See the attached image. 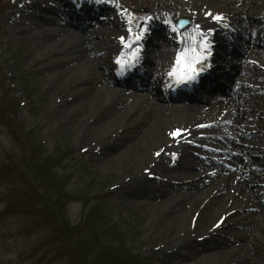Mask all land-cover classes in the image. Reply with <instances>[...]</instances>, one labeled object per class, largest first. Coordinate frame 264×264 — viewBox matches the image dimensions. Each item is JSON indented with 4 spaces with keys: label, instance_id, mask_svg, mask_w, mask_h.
Instances as JSON below:
<instances>
[{
    "label": "rangeland",
    "instance_id": "1",
    "mask_svg": "<svg viewBox=\"0 0 264 264\" xmlns=\"http://www.w3.org/2000/svg\"><path fill=\"white\" fill-rule=\"evenodd\" d=\"M29 1L0 0V24L8 25V33L1 32L0 36V264H48L44 260H49V264H239L240 259L243 264H264V213L258 211L264 207L258 204V197L257 207L250 209L254 203L248 198L236 202L226 196L217 202L210 199L214 191L211 195L204 191L197 199H184V212L178 219V213L170 207L186 189L185 183L195 184L193 180L203 178L199 171L203 169L197 167L204 164L197 159L198 151L185 154L190 161L176 156L172 162L177 165H169L167 172L159 174L155 167L151 168L152 156L165 145L164 138L131 125L134 115L128 111L118 114L104 110L107 97L98 92L101 87L94 76L83 74L82 66L78 69L63 63L67 61L66 46L61 50L55 41L63 36V29H69L68 25L58 24L63 21L57 15L48 17L38 11L40 5H54L55 0H39L33 14L18 18L24 15ZM117 1L122 5L121 0ZM155 1L158 0H126L135 11L142 6L160 10L162 6H155ZM229 2L184 0L169 11L170 22L174 26L178 17H190L182 13L184 7L189 12L206 5L204 10L213 9L215 13L230 10ZM56 5L59 6L58 0ZM40 16L42 22L38 26ZM139 22L140 19L135 25ZM95 40L103 48L95 52L100 56L106 54L104 48L107 52L112 50L107 48L108 43L115 42L109 35ZM165 50L160 49L152 64L171 60L161 58L167 54ZM252 57L264 60L256 54ZM240 68L246 70V92L236 99L240 115L225 127L221 138H229L228 149L221 153L237 152L244 147L242 143L254 142L264 147V70ZM59 73L65 76L55 79ZM11 76L14 82L9 89L7 79ZM253 91L257 95L252 96ZM67 98L69 105L63 104ZM91 122L89 133L81 137V131ZM173 123L168 120L158 127L168 139L170 134L166 133ZM115 138L118 145L106 161L101 148ZM190 138L180 143L187 145ZM81 145L88 149H80ZM178 145L177 149L183 147ZM252 158L258 159L257 165L264 163V154ZM213 167L217 170L225 165L223 162ZM256 171L264 174V167ZM240 174L237 172L236 176L247 197L248 192L259 190L255 185L259 178L250 175L244 180L246 176L242 178ZM135 175L143 181L134 179ZM160 179L169 189L165 196L137 192L136 187L142 184L159 189L156 180ZM234 195L242 197L240 192ZM83 208L87 210L84 217ZM246 227L252 232V239L245 235ZM234 230L239 231L232 233ZM206 234L209 239L218 240L200 241ZM81 240L95 244L85 247ZM174 242L172 252L166 255Z\"/></svg>",
    "mask_w": 264,
    "mask_h": 264
},
{
    "label": "bare ground",
    "instance_id": "2",
    "mask_svg": "<svg viewBox=\"0 0 264 264\" xmlns=\"http://www.w3.org/2000/svg\"><path fill=\"white\" fill-rule=\"evenodd\" d=\"M70 1H72L82 13L84 17V23L97 19L99 16L96 15V11L102 7H105V2L103 0H66V3H69ZM254 1L256 0H231V3L237 4V7H240L241 10L244 11L243 14H245L246 17L248 18L255 17L256 21L260 24V27H264V9H259L257 11L250 9L247 11L245 9V6H243V4H245L246 7L248 5L252 6L255 3ZM159 2L162 5H170L171 7H173L176 0H159ZM258 6H260L261 8H264V5H258ZM232 9L233 8H231V12H232ZM48 12L55 13V10L53 8H50ZM104 13L107 14L109 13V11L102 12L103 14L102 17L106 19L104 21L105 24L106 23L109 24L108 21H115L114 18H107V15ZM190 13L193 14V10H191ZM150 14H151V17H158V18H165L166 16L165 12L164 14H160L157 12L149 11V15ZM228 15H229V11L222 13V14L211 15L209 17L202 16L201 18H198V19L195 18L194 16L193 18H194V23L196 24L195 26L196 33H194L193 30H190L189 32H180V34H177L176 32H174L171 26H168V25L163 26V27L154 25L152 27V25L150 26L148 24L145 17H141L143 23L141 24L140 28H141V31H143V33H141L140 35L142 36L143 34H146L148 32V36L145 38V42H147L150 38H154L155 34L158 35L159 39H165L171 45V47L168 48L167 52L173 51L174 53L172 57L174 56L178 57L181 55V53L187 51L189 53V57H187L186 59L189 61L191 59V55H193L192 49L195 48L196 52L199 53V51L202 49L201 45L207 42L209 47L207 49H203V54L207 53L208 55L207 57L209 59L208 62H210V61H213V59H215L216 56H217V59L221 58V51L223 48L222 46H219L217 49V53H216L215 50L209 44V42L211 41V38L214 36V33H213L215 30L214 26H216L217 23H219L222 19H224V22L227 24L228 21L230 20ZM217 16L221 17L222 19L217 20L216 19ZM124 17L125 19H127L126 16ZM119 21H120V24L122 25L124 24V21H121L120 18H119ZM199 29L203 32L204 36L207 37L206 39L202 37ZM249 36L252 37V38L248 37L249 41L247 43L249 45L252 44V40L254 41L260 40L264 42V34L262 36H256L254 38L252 34H250ZM64 37H66L67 39H71L73 36L64 34ZM226 38L228 40L233 41L232 35L227 36ZM61 40L62 39L58 40L60 41L59 48L63 47V45H61L62 44ZM74 41L76 42V44L70 47L68 50L70 52V58L74 60L78 58L79 61H82L81 64L84 65L85 73L90 75L91 72H95L94 63L92 61L97 60L95 52L99 51L100 49L96 45V42L94 41L93 38L86 39V38H83L82 35L79 34L74 37ZM256 44L258 45L259 43L256 42ZM231 46L232 48H234L233 45ZM176 50H179V52L176 53ZM177 57H174L176 61H177ZM204 63L205 62H203L201 65L203 66ZM212 65H213L212 67L214 68L211 69V73L205 74L201 79L203 80V83L205 85L208 79H211L212 81L216 79L215 77L217 76H223L225 78H228L231 73V72L230 73L227 72L226 69H224L226 66L222 67V65H219V64H216V65L212 64ZM137 67L138 65L133 68L132 73L138 71ZM183 71H186V69H183ZM234 78H240V77L235 76ZM110 80L114 84L121 83V82H124V83L127 82V79L125 80L120 79L117 77V75L110 76ZM203 83H200L199 87L204 86ZM215 86H217L218 89L222 87L219 82H216ZM195 88H196V83L195 82L190 83V89L194 90ZM153 89L155 92H158L160 90L157 86L154 87ZM98 92L102 93L103 96L107 97L104 110L108 109L109 112H114L118 114H123L128 111L134 115L131 125H133L134 127H140L141 129H145L146 131L152 130L153 132H156L158 134V138L160 137L164 138L165 145L160 147L156 151L155 155L152 156V160L150 161L152 163L151 168L155 167L159 171V173L167 172V168L169 165L175 166L176 163L172 162V159L174 158L175 154L176 156H182L186 160L190 161V158L185 155L188 151H190V153L193 152V150L198 151L196 155L201 156L204 150L213 149V147L209 143L210 141H208L204 137L203 130L205 132V129L209 128L210 130L206 132V134L209 135L211 139H213L214 137L217 136L215 134H218V132L216 133L214 132V130H217V131L223 130L224 126L226 125L225 123L231 125L235 119V115H238V112L236 113L234 111V109L237 108V106L235 105L236 103L234 101L235 99L230 100L229 102L226 101V103L224 102L225 100L217 102V106L219 105L217 107V113H216L217 117L214 120H210L207 118L208 112L210 109L215 107L214 105H211V104L207 105V109L206 108L202 109V107H196V106L193 107L192 105L183 106L182 108H175L172 106L164 105L161 102L151 103L150 101H147L145 97L141 99L132 100L130 96L124 95L123 93H120V92H116L115 89L109 88L108 86L99 88ZM166 92L167 94L164 95V98L169 99V98H172L173 96L175 97L179 95L181 93V90L169 89ZM187 93L189 94L188 99H193L192 93L190 91H187ZM128 103L130 104L128 105ZM223 103H224V107H222ZM63 104L69 105L67 101H65ZM59 109L60 111H63L64 107L60 106ZM98 115H101V114L99 113ZM168 120L174 122L173 133L175 130L179 131L180 133L179 135L174 136L176 138L171 136L170 140L167 138V136H165L164 131L162 132L161 129H158L160 123H164ZM92 124H93L92 122L90 124H86V127H84L85 129L81 131V137H84L87 134V131L89 133V130L91 129ZM215 126H218V127H215ZM185 130L188 131V134H186L187 136L184 135ZM170 132L172 133V131ZM166 134H169V133H166ZM188 136L191 137L190 143L187 145L185 144L182 145L180 142H184V138L185 137L187 138ZM263 139H264V135H263ZM177 144L183 147L181 149H176ZM117 145H118V142H115V143L112 142V143H107L105 146L101 148V150H103L104 154L107 156L105 157L106 161H108V158L113 155L112 149L116 148ZM250 151H251V147H250ZM229 154L233 156L232 153L229 152L228 154L222 155L220 159H218L219 161H222V162L224 161V163H226V166H227L226 172H222L221 170L204 169L206 174L203 176L202 179L198 180L201 182H198L197 180H193V181H196L195 184L192 181L189 183L188 182L185 183L187 184L186 190L183 191L180 197H178L175 205L170 207V210L178 213L177 215L178 219L182 217L181 213L184 212L183 211L184 209L182 207L183 202H185L184 199H187L188 202L192 199H197L199 194L203 193L204 191L205 192L208 191L210 195L212 191H214L210 199L211 200L216 199L217 202L222 201V199H224L226 196L227 198H231L233 201H236V202L242 199H247L246 193L242 191L243 190L242 181L240 180L238 176H236L238 172V173H241L240 175L243 178L245 174L243 170L245 168L242 167V165L234 163L233 159L228 158L229 161H226L227 157H229ZM187 163H185V165H187ZM133 178L139 182L143 181L142 177L138 175H135ZM161 183L162 182L158 183V186H161L158 190L152 189L153 187L151 186L148 188L144 184L140 185L139 186L140 188L136 186L135 187H136L137 192L140 195L142 193L145 196L154 195V197L156 196L163 197L166 194H168L169 189L165 188V186ZM201 187L202 189H200ZM203 187L206 188V190H204ZM239 192L242 193L241 199H239L238 197L234 195ZM261 228L264 229L263 226H261ZM247 237L248 239L253 238V234L251 231L247 233ZM211 241L212 239L210 240V242ZM175 243L176 242L168 246L169 247V248L167 247L168 249L166 248L167 249L166 255H169L172 252V246ZM239 264H243V259L239 260Z\"/></svg>",
    "mask_w": 264,
    "mask_h": 264
},
{
    "label": "snow or ice",
    "instance_id": "3",
    "mask_svg": "<svg viewBox=\"0 0 264 264\" xmlns=\"http://www.w3.org/2000/svg\"><path fill=\"white\" fill-rule=\"evenodd\" d=\"M216 19L220 20L222 18L217 16ZM140 39H141V36H139V35L135 37L136 41H139ZM121 40L123 42L124 38H121ZM125 47H131V45L125 44ZM208 47H209V45L207 44V42H205L201 45L202 49H207ZM192 53H193V55H191L190 61L186 59L187 57H189V53L187 51L181 53V55L177 57V61H176L177 65L181 66V70L174 68L172 70V72L169 73V75L170 76L177 75L178 71H182L183 69H186V71H182V74L178 78L187 79V80L194 79L195 73L197 71L195 66H196V64H199L204 59V57L200 53H197L195 48L192 49ZM133 55H135V53ZM118 63H121V65L123 66L124 62L118 61ZM179 134H180L179 131H177L173 135H179Z\"/></svg>",
    "mask_w": 264,
    "mask_h": 264
},
{
    "label": "trees",
    "instance_id": "4",
    "mask_svg": "<svg viewBox=\"0 0 264 264\" xmlns=\"http://www.w3.org/2000/svg\"><path fill=\"white\" fill-rule=\"evenodd\" d=\"M81 235H82V234H80V235H79L77 238H75V239L80 238ZM91 244H95V242L87 243V242H85L84 240H81V245H83V246H85V247H86V245L89 247ZM107 264H109V263H107ZM110 264H114L113 261H111ZM133 264H140V263L136 262V263H133Z\"/></svg>",
    "mask_w": 264,
    "mask_h": 264
}]
</instances>
